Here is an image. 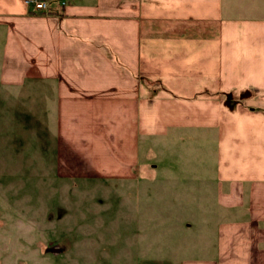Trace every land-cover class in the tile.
Returning <instances> with one entry per match:
<instances>
[{
    "label": "crops",
    "instance_id": "0c3cea01",
    "mask_svg": "<svg viewBox=\"0 0 264 264\" xmlns=\"http://www.w3.org/2000/svg\"><path fill=\"white\" fill-rule=\"evenodd\" d=\"M50 8L0 0V84L51 96L45 127L73 175L141 196L154 176L212 199L218 221L182 264H264V0Z\"/></svg>",
    "mask_w": 264,
    "mask_h": 264
},
{
    "label": "rangeland",
    "instance_id": "374dc122",
    "mask_svg": "<svg viewBox=\"0 0 264 264\" xmlns=\"http://www.w3.org/2000/svg\"><path fill=\"white\" fill-rule=\"evenodd\" d=\"M29 94L0 84V264H182L201 253L202 227L218 221L204 213L214 200L179 198L154 176L143 196L120 192L112 178H77L81 167L65 146L54 150L45 127L56 104ZM182 218L193 228L181 229Z\"/></svg>",
    "mask_w": 264,
    "mask_h": 264
},
{
    "label": "built area",
    "instance_id": "2783aa9c",
    "mask_svg": "<svg viewBox=\"0 0 264 264\" xmlns=\"http://www.w3.org/2000/svg\"><path fill=\"white\" fill-rule=\"evenodd\" d=\"M25 4L33 11L42 14H50V0H24Z\"/></svg>",
    "mask_w": 264,
    "mask_h": 264
},
{
    "label": "water",
    "instance_id": "95a60500",
    "mask_svg": "<svg viewBox=\"0 0 264 264\" xmlns=\"http://www.w3.org/2000/svg\"><path fill=\"white\" fill-rule=\"evenodd\" d=\"M57 251H59V250H57Z\"/></svg>",
    "mask_w": 264,
    "mask_h": 264
}]
</instances>
